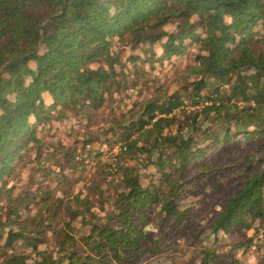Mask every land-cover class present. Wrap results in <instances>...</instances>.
<instances>
[{"label": "trees", "instance_id": "1", "mask_svg": "<svg viewBox=\"0 0 264 264\" xmlns=\"http://www.w3.org/2000/svg\"><path fill=\"white\" fill-rule=\"evenodd\" d=\"M171 24L175 30L166 31ZM125 36L132 48L162 42L160 57L166 59L193 45L192 105L201 101L199 92L208 78L229 82L236 75L227 102L240 98L243 106L220 114L225 107L220 98L205 99L209 105L189 112L194 124L199 114L209 117L212 111L211 122H221L194 138L164 134L177 122L173 111L184 104L179 91L140 101L115 123L124 142L118 153L159 149L157 162H149L156 180L143 183L133 169H123L118 213L80 238L64 233L56 241V257L0 222V237L7 232L0 264H140L160 250L154 235L158 224L175 231L190 223L189 210H180L178 199L210 173L221 172L211 163L237 147L240 136L249 144L261 143L260 151L214 187L219 200L215 215L196 236L217 241L243 214L264 217V0H0V191L13 190L24 166L42 164L44 142L37 133L48 123L89 117L107 98L113 100L121 60L111 47L113 37L124 42ZM240 70L252 74L242 76ZM28 150L35 153L32 161L22 160ZM258 153L262 157L256 159ZM63 157L68 162L71 150ZM118 160L111 165L116 167ZM221 188L229 191L223 195ZM216 258L215 250L206 248L199 264H217Z\"/></svg>", "mask_w": 264, "mask_h": 264}, {"label": "rangeland", "instance_id": "2", "mask_svg": "<svg viewBox=\"0 0 264 264\" xmlns=\"http://www.w3.org/2000/svg\"><path fill=\"white\" fill-rule=\"evenodd\" d=\"M164 29L171 32L175 27L171 24ZM124 38L126 40L121 42L113 37L111 47L121 60V65L115 67L116 80L120 85L119 90L112 94L113 102L107 98L103 105L91 111L89 117L79 115L66 121L52 120L48 123L44 132L37 133L44 142L39 158H45L42 164L34 162L24 166L13 180V190L0 191V222L9 224L6 231L10 229L33 238L38 250L49 251L52 257H56V241L63 238L64 233L69 231L80 238L92 225L108 224L109 218L118 213L120 204L117 197L122 191L118 183L122 179L123 169H133L143 183L155 181L158 176L150 163L157 162L159 149L118 153L124 143L119 137L122 130L116 128L115 124L120 116L133 107L136 110L137 103L142 100L163 99L179 91L184 104L173 111L177 122L165 129L164 134L180 133L197 138L201 131L214 130L221 122H211L209 117L215 115V111H212L209 117L199 114L194 124L193 114L189 112H199L209 105L205 99L220 98L225 105L220 109V114L225 108L236 110L243 106L240 98L227 102L230 83L235 81L236 75H232L229 82L208 78L207 86L199 92L201 101L198 105H192L194 91L191 83L195 78L192 66L196 52L193 45L186 47L182 54L166 59L160 57L162 42L153 45L142 42L132 48L130 38ZM239 74L249 76L252 72L240 70ZM260 87L264 89V78L260 81ZM39 129L40 126L37 131ZM237 142V147L220 158L216 156L211 163L210 166L216 165L217 172L221 170L218 175L210 173L192 191L187 188L189 191L183 192L178 199L180 210H189L190 223L175 231H171L169 225L161 228L158 224L154 235L159 241L160 250L156 254L145 255L140 264H199L202 253L209 247L218 255L217 264H264V217L252 219L249 214H243L242 221L233 223L217 241L213 238L200 240L196 236L215 215V206L219 202L215 188L222 181L229 180L230 173L240 163L246 166V158L260 151L261 143L249 144L243 136ZM142 144L143 141L139 146ZM63 148L71 150L68 162L64 160ZM77 153L79 155L74 159ZM21 155L22 160L32 161L35 157L34 151L29 150ZM256 156L258 159L262 154ZM114 158L119 159L116 171L111 165ZM221 189L223 195L229 191L228 188ZM76 195L78 198L75 200ZM85 207L90 211H84ZM2 234L4 237H0V245L4 243L7 232ZM19 242L16 241L17 244Z\"/></svg>", "mask_w": 264, "mask_h": 264}, {"label": "built area", "instance_id": "3", "mask_svg": "<svg viewBox=\"0 0 264 264\" xmlns=\"http://www.w3.org/2000/svg\"><path fill=\"white\" fill-rule=\"evenodd\" d=\"M112 165H114V164H112ZM112 168H113V170H115V171L117 170V169H115V166H113Z\"/></svg>", "mask_w": 264, "mask_h": 264}]
</instances>
